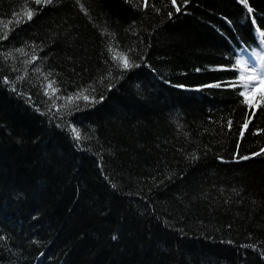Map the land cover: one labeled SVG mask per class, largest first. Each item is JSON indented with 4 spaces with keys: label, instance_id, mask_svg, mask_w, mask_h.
<instances>
[{
    "label": "trees",
    "instance_id": "16d2710c",
    "mask_svg": "<svg viewBox=\"0 0 264 264\" xmlns=\"http://www.w3.org/2000/svg\"><path fill=\"white\" fill-rule=\"evenodd\" d=\"M261 33L264 0H0V264H264Z\"/></svg>",
    "mask_w": 264,
    "mask_h": 264
},
{
    "label": "rangeland",
    "instance_id": "374dc122",
    "mask_svg": "<svg viewBox=\"0 0 264 264\" xmlns=\"http://www.w3.org/2000/svg\"><path fill=\"white\" fill-rule=\"evenodd\" d=\"M240 62L245 71L246 84L250 86L246 95L251 102L256 101L255 105H257L263 100L262 94H264V84H260L259 81V77L264 76V52L251 55L250 57L245 54ZM253 73L255 74L253 79H247L249 76H253ZM251 85H257V87L253 90Z\"/></svg>",
    "mask_w": 264,
    "mask_h": 264
},
{
    "label": "snow or ice",
    "instance_id": "6c2138e0",
    "mask_svg": "<svg viewBox=\"0 0 264 264\" xmlns=\"http://www.w3.org/2000/svg\"><path fill=\"white\" fill-rule=\"evenodd\" d=\"M36 2H37V3H40V0H36ZM46 2L50 3L51 0H46ZM242 2L246 3V0H242ZM173 3H175V0H173ZM248 10H249V12H251V8H249ZM177 11H179V9H177ZM32 14H33V13H32L31 10H27V11L24 13V15H25L28 19H31ZM261 36H264V33H261ZM123 66H124L125 68H127V67L129 66V64H128V60H127V57H124V58H123ZM254 75H255V74L253 73V76H249L247 79H253ZM240 79H241L242 81L245 80V77H244L243 74H241ZM259 81H260V84H264V76L259 77ZM249 87H250L249 85L245 84V85H244V89H245V90H244L243 92H241L240 95L245 96V100H244V102L250 104L251 101L248 99V97H247V95H246V93L248 92ZM251 87H252L253 90H254L255 87H257V85H251ZM84 99H87V97H84ZM262 99H264V94H262ZM245 127H246V125H245ZM73 132L76 133V138L79 139V133L76 132L75 129H73ZM244 158L247 159V157H244Z\"/></svg>",
    "mask_w": 264,
    "mask_h": 264
}]
</instances>
